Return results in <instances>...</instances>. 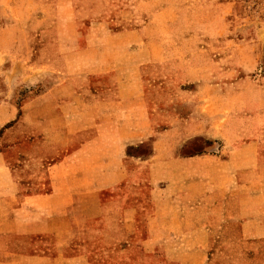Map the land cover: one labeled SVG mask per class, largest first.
Wrapping results in <instances>:
<instances>
[{"label": "crops", "instance_id": "obj_1", "mask_svg": "<svg viewBox=\"0 0 264 264\" xmlns=\"http://www.w3.org/2000/svg\"><path fill=\"white\" fill-rule=\"evenodd\" d=\"M178 2L133 0L141 15L151 5L178 9ZM219 2L192 0L188 8L206 11ZM53 4L31 20L1 11L12 19L0 28V130L15 120L31 134L0 135V264H102L89 253L87 236L110 229L146 235L140 244L149 251L158 249V228L168 235L208 229L212 237L236 225L247 240L264 238L259 74L243 72L230 52L216 49V32L204 40L210 48L178 52L177 80L160 88L162 96L176 92L170 97L177 107L154 113L145 77L170 59L151 50L147 23L118 17L78 24L73 2ZM160 117L167 125L150 157L128 154L153 138ZM198 140L207 143L204 153L184 155ZM21 154L54 163L41 174L38 157L29 162ZM21 214L34 224L10 230L9 220ZM12 238L27 242L18 250ZM202 248L216 251L208 264H264L259 244L251 257L210 238Z\"/></svg>", "mask_w": 264, "mask_h": 264}, {"label": "rangeland", "instance_id": "obj_2", "mask_svg": "<svg viewBox=\"0 0 264 264\" xmlns=\"http://www.w3.org/2000/svg\"><path fill=\"white\" fill-rule=\"evenodd\" d=\"M192 0H179L178 9L176 5H170V9L165 12L157 10V6H148L145 9H135L133 0H69L73 2L74 21L86 19L90 21L95 18L106 20L132 19L134 26H141L143 23L148 25V34L153 39L151 50L154 54H160L161 51L169 53V59L164 68L158 66L153 69V73L148 74L146 85L148 87V99L150 107L155 113L159 108H169L177 106L172 102L171 97L175 91H166L162 96L160 90L162 85H170L175 82L177 75L172 70L178 61V52H189L197 49L210 48L211 44L204 42L214 33L218 34V48L230 52L233 56L232 62L239 64L243 72H248L260 76V124L264 125V0H220L219 5L208 10L189 9L188 3ZM54 0H0V28L7 24L12 17L1 15L2 10L14 11L31 20L33 17H44L50 9H55ZM202 22V23H200ZM81 24V23H80ZM201 24V25H200ZM114 30H118L113 23ZM199 40V41H196ZM212 47V49H215ZM258 69V70H256ZM153 88V90H151ZM151 90V91H150ZM167 123L162 122L161 117L155 121L153 128V138L147 140L144 144L135 146L129 150L128 154H134L137 157H150L153 152L152 141L156 136L166 128ZM12 130V136L28 135L26 129L17 127L16 121H12L0 130V135L5 130ZM32 139V138H31ZM27 141V140H26ZM32 142V140H30ZM23 142V140H21ZM14 140L13 145H16ZM207 143L204 140H198L186 148L184 155H197L205 151ZM217 153V152H216ZM18 154L14 155V163ZM38 157L43 170L54 163L50 156L20 155L21 160L27 159L29 162ZM49 160H48V159ZM53 161V162H52ZM28 166H31L28 164ZM33 174H30L32 177ZM41 178V176H40ZM263 203L260 201V206ZM35 219L32 216L21 214L18 217L9 220L7 227L18 231L23 229L28 223L34 224ZM141 227V226H140ZM166 231V229H163ZM154 236L158 239L155 250H145L140 242L146 235L144 234H117L113 230L103 234H91L87 236L89 253L94 261L98 263H110L113 261L123 262L124 264H208L209 259L216 251L204 249L205 241L212 239V245L217 243V247L225 246L228 248H244L247 255L255 256L260 252V257L264 258V238L258 240H247L236 225L230 226L227 230L218 228L216 236L208 235V229L205 233L188 232L180 235H168L160 231ZM79 240H77L78 242ZM9 243L14 248L27 242L26 238H12ZM128 242L135 243L138 249L131 251H116L114 244L128 245ZM260 245L258 252L257 245ZM142 248V249H141ZM9 253L10 251L7 250ZM3 252L0 250V261L3 258ZM225 253V252H224ZM6 257V255H5ZM131 259V262L128 261ZM261 264V263H260Z\"/></svg>", "mask_w": 264, "mask_h": 264}]
</instances>
